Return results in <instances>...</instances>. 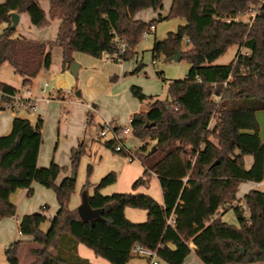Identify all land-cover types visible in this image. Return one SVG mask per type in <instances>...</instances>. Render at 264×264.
Here are the masks:
<instances>
[{"label": "trees", "instance_id": "trees-1", "mask_svg": "<svg viewBox=\"0 0 264 264\" xmlns=\"http://www.w3.org/2000/svg\"><path fill=\"white\" fill-rule=\"evenodd\" d=\"M49 2L50 18L60 20L56 41L16 35V28H11L12 12H27L38 28L48 26L40 0L0 2V23L7 24L0 36V68L10 63L24 78V86L51 67L52 49L57 45L62 48L64 69L74 64L76 51L97 58L114 53L116 36L127 43L124 61L132 58L144 33L157 21L136 18L137 12L164 8L163 0ZM251 9L257 10L252 23L235 18ZM169 17H182L186 24L155 41L153 60L161 56L170 60L180 51L190 70L186 78L169 82L165 100L132 85L137 99H151L148 110L131 116V133L141 140L136 155L144 170L133 181V191L102 193L116 182L115 171L94 185L90 204L102 209L94 223L70 207L76 176L57 182L69 168L54 161L38 166L44 120L39 118L34 125L28 118L15 116L10 133L0 135V221L17 212L10 200L13 192L29 189L31 195L33 182L51 188L59 204L46 231L41 225L48 219V204L20 219V233L35 243L29 247L31 264H92L78 253L79 243L112 264H128L138 257L136 245L155 250L161 262L184 264L192 253L191 242L205 264H264V189L249 190L236 204L242 182L264 180V140L256 115L264 112V0H171L168 15L159 14V19ZM235 44L249 52L240 50L230 63L213 64ZM142 67L143 63L138 64L135 72ZM18 90L0 80V109L10 101L7 95ZM83 146L71 149L72 170L85 153ZM105 146L128 154L116 150L113 139L105 141ZM92 170L88 165L89 175ZM154 175L164 202L136 191L148 187ZM226 205L235 212L237 224L218 216ZM127 207L146 210L147 219L132 221L125 215ZM25 242L16 240L6 249L9 264H20L19 249Z\"/></svg>", "mask_w": 264, "mask_h": 264}, {"label": "rangeland", "instance_id": "rangeland-1", "mask_svg": "<svg viewBox=\"0 0 264 264\" xmlns=\"http://www.w3.org/2000/svg\"><path fill=\"white\" fill-rule=\"evenodd\" d=\"M163 4L164 8L158 11L154 9H143L137 12L135 17L145 21L156 18V28L151 30L147 37L142 36L143 38L135 49L136 54L132 58L124 61L122 70L115 63H108L101 58L76 51L75 55L79 59L76 62L82 65L79 70L80 73L75 76L73 86L82 91V97L76 94V89L73 92L71 91L72 89H69L70 91H67L66 100L59 98L61 102L59 100L52 101L56 105L53 106V110L46 118L47 123L42 132V163L44 162L49 165L54 161L58 165L70 168L71 149L76 148L82 143L85 150V153L82 154L76 166L77 186L75 193L70 198V207L72 209H77L82 203L83 192L87 191L93 194L94 185L110 171L116 172L117 181L102 189L103 194L109 195L113 192L134 190L132 187L133 181L140 177L144 170L142 160L136 155V151L141 146V140L132 133H129V136L125 140L128 149L135 154L133 160H131L130 155L117 153L105 146V141L110 138V134L107 137H102L99 134L101 127L104 122H110L122 128L124 126L131 127L130 117L135 113H140V111L148 110L151 99L142 101L137 99L132 94V85H140L143 91L148 96L154 97V99L157 97L165 100L169 98V82L174 79L186 78L190 70V63L187 59H181L180 61L174 59L168 60L165 56H161L153 60L151 50L155 41L164 40L168 37L167 35L170 31H177L180 25L186 24V20L182 17L159 19L160 13L163 17L168 15L171 0H163ZM6 25L5 23H0V28ZM24 26L26 24L22 22L21 27L24 28ZM53 35V33H48L46 38L52 40ZM240 50L243 53L249 52L245 47H240L235 44L228 47L226 52L219 56L213 64L230 63L235 59V56ZM52 55V67L55 68L62 59L60 46L53 47ZM140 63H143V67L138 72H135ZM115 75L117 78L113 79L112 77ZM53 80L54 78L48 76L43 70L42 74L37 78L36 84L40 86L42 82L47 81L49 83V92H53L55 89V87H52ZM92 101L99 104V110L91 112L93 116L88 118L90 111L88 107L84 106V103L89 102L91 104ZM256 115L259 120L261 137L264 140V112L258 111ZM11 118L10 112L0 113V134L9 131L12 123ZM90 119L92 120L90 121ZM88 165L93 167L90 175L88 174ZM70 169L72 170V168ZM87 182L90 185L87 187L88 189L84 190L83 188L87 185ZM36 184L40 186L37 182ZM261 188L264 189V187H259V189ZM45 189L50 191L48 193L52 195L51 197L47 193L44 194L45 191L40 192L38 190L29 195L23 203H19L17 207V212L20 216H23L29 213L40 212V205L48 203L49 206L46 210L48 220L42 224L43 230L49 228L50 218L55 215L58 208L57 201L54 199V192L49 188ZM159 189H161L160 182L153 178L150 187L143 185L136 191L141 193L145 192L157 198ZM241 191H243V186L240 188L239 193ZM15 196L16 194H13V198ZM129 210H135L139 214H142V220H137L139 218H134L136 220H133L128 216L132 221L142 222L146 220L147 216H145L146 211L144 209L129 207ZM14 233L16 236L19 235L16 226H14ZM9 239L11 240H8L4 234L0 233V264H9L6 249L11 243L17 240L13 237ZM29 241L26 240L19 249L20 264H31L33 260V257L29 254V247L35 246V243ZM135 262L138 264H149L148 260L144 257L136 258ZM161 264L167 263L161 262Z\"/></svg>", "mask_w": 264, "mask_h": 264}, {"label": "crops", "instance_id": "crops-1", "mask_svg": "<svg viewBox=\"0 0 264 264\" xmlns=\"http://www.w3.org/2000/svg\"><path fill=\"white\" fill-rule=\"evenodd\" d=\"M4 1H6V0H0V2H4ZM40 3H41V6L45 9V11L47 13V17L50 20V22H49L50 24L48 26H46V27L38 28L37 26H35L31 22L30 15L27 12H24V14H19V17L20 18H19V23H18L19 25L16 28V35H22L24 37L26 36L27 38L35 39V40L56 41L57 40L56 38H57L59 26H60V20L58 18H56L55 20H52L50 18L49 12H50V8L51 7H50L49 0H40ZM22 22H24V24H26V26H24V28L21 27V23ZM5 27H1L0 30H2V32H3V29ZM155 28H156V25H155ZM48 33H53L54 34L53 35L54 37L52 38V40L49 39V38H46ZM62 53L63 52H62V48H61V55H62ZM74 55H75V52H74ZM75 58H76V60L79 61V59H77L76 55H75ZM101 59L104 60L105 62H108V63H112V64L115 63V62L109 61L107 58H104V56L101 57ZM115 64L118 65L117 63H115ZM81 65L82 64L79 63L78 71L80 70ZM52 66L53 65H51V67L49 69H42L41 73L39 74V75H41L42 72H43V70H44V72H46L48 74V76H52L54 78V80H53V86L52 87H55V89L53 90V92L52 91H50V92L52 94H54V95H57V96L59 95V97H60L61 100H66V97L64 98L63 97V94H65V92H67V91H70L69 89H72L71 90L72 92H73L74 89H76V94L79 97H82V91L79 90L77 87H74L73 86L74 83H75V76L76 75H74L70 71V68H68V69H64L63 68V55H62V59H61V62L59 63V65L58 66H55V68L52 67ZM119 67L122 70V68L124 67V63L122 64V66L119 65ZM79 73H80V71L78 72V74ZM39 75L36 78H34L31 83H29L26 86H24L23 85L24 78L20 74H18V73H16L14 71V69L11 66L10 63L5 62L1 66V68H0V80L2 82H5V83H7L9 85L11 84L14 87L18 88L19 90H23L26 87H28V88H30L32 90L34 96L39 97V98H42V96L45 94L44 91H43V84L45 83V81L42 82V84L40 86L37 85L36 84V80L39 77ZM112 78L113 79L114 78L116 79L117 77L115 75ZM55 100H59V99H55ZM55 100H53V101H55ZM87 103H89V102L84 103L85 104L84 106L87 107V105H88ZM92 103L99 110V104H97L95 101H92ZM38 104H39V107H38V111L37 112H30V111H22L20 113L10 112L11 113V117H12L11 118V121L13 120V118L15 116H19V117L26 118V119L28 118L35 125V124L38 123L39 118H41L42 120H44L43 127H42V132H43V129L46 126V123H47V119L46 118L49 116V114L53 110V106H55L56 103H54L52 101L51 102H46L44 100H41V101H39ZM4 112H6V111H4ZM7 112H9V111H7ZM89 116L90 115H88V118H89ZM92 116L93 115H91V117ZM91 120L92 119H90V121ZM131 120H132V118L130 117V121ZM12 124H13V121H12L11 126H10V129H9V131L7 133H3V134H0V135H6V134L10 133L11 128H12ZM260 135H261V131H260ZM39 152H40V155H39V159H38V166L39 167L48 166L47 164H45L44 162L42 163V161H41V156H42L41 148H40V151ZM250 165H251V163H250V159H249L248 160V167ZM71 173H72V170L70 168L68 169L67 172L61 173V175L58 178L57 182L59 183L64 176H69ZM153 178H155L159 182L158 177H156L154 175ZM150 185L148 187H150ZM242 186H243V191H241V193H239L240 192V188ZM32 187H33V192H36L38 190L40 192L45 191L44 194L45 193L49 194L48 192H50V191H47L48 189H45V188H48V187H46V186L44 187V186H41V185L38 186L36 184V182H33L32 183ZM41 187H43V188H41ZM160 187H161V185H160ZM259 187H264V180L262 182H259V183H257V182H242L239 185V189H238V192H237V195H236L237 198H238V201L236 202V204L239 203V201L244 197L243 195L246 192H248L249 190L255 189V188H259ZM49 189H51V188H49ZM28 193H29V189H18L17 191L13 192V194H16L15 198H13V194H12L11 197H10V200L12 202L16 203V205L18 207V204L19 203H23L24 200L27 197H29V194ZM89 195H91V194L89 193ZM51 196L52 195H50V197ZM155 198H156V196H155ZM54 199L56 200V196H55ZM156 199L159 200L160 202H164V198H163V194H162V189H159V191H158V197ZM56 201H57V205H58V208H59L58 200H56ZM45 204H48V203H45ZM40 206L42 208L45 205H40ZM227 206L228 205H226V207L224 206L223 208H220L219 209L218 216L222 217V219L227 220V221H229L232 224H237V217L235 215V212H233V210L231 208L227 207ZM58 208H57V210H58ZM45 214H46V212H45ZM145 214H146V212H145ZM125 215L129 216L133 220H136L134 218H139L137 220H142V214H139L135 210H129V207L126 208ZM147 215L148 214H146L145 216H147ZM46 216H47V214H46ZM21 217L22 216H20L19 213L16 212V214L13 215V217L4 218V219H2L0 221V233L4 234V236L6 238H8V240H11L9 238H12L13 237L14 239H17V240H28L29 241L32 238L31 236H25V235H23V234L20 233V231H19V223H20ZM51 218H53V217H51ZM14 226H16V228L18 230V234L19 235H17V236L14 233ZM41 228H42V225H41ZM46 230H44V231H46ZM189 245L191 246L192 253L185 259L184 264H205L203 261H201V259L196 254V250L198 248L197 245H195V243H193V242H191ZM77 248H78V253L82 257L88 259L89 262L92 263V264H112L109 261H107L105 258L96 255V253L92 249L88 248L83 243H79V245H78ZM136 258H142V257H139V256L138 257H134V258H132L128 262V264H138V263L135 262V259Z\"/></svg>", "mask_w": 264, "mask_h": 264}, {"label": "built area", "instance_id": "built-area-1", "mask_svg": "<svg viewBox=\"0 0 264 264\" xmlns=\"http://www.w3.org/2000/svg\"><path fill=\"white\" fill-rule=\"evenodd\" d=\"M257 10L251 9L250 12H247L245 14L236 15L237 20H244L248 23H252L255 19ZM155 25L151 26V30H154ZM149 32H145L144 36L147 37ZM116 38V51L112 54L106 53L103 56L107 58L109 61L115 62L118 65L122 66L124 63V57L123 54L127 49V43L124 38H120L118 36ZM43 91L44 95L42 98L36 97L33 95V92L30 88L26 87L23 90H18L15 93H12L10 95H7L10 98L9 102H6L4 105V108L0 109V113L4 111H9L13 113H20L22 111H30V112H37L39 107V101L44 100L46 102H51L55 99H59V95H54L51 92H49V83L45 82L43 84ZM63 97H67V92L63 94ZM89 109V114L91 117V112L98 111L96 106L93 103H89L87 105ZM92 110V111H91ZM132 121V120H131ZM129 133H131V127L124 126V128L115 126L110 122H104V124L101 127L100 135L102 137H107L108 134H110L109 139H113L115 141V149L118 151L126 150L128 151V155H130V159L133 160L135 154L133 151L129 150L128 147L125 144V140L129 136ZM134 252L139 257H145L148 260L149 264H161V262L158 260L157 252L155 250L149 249L147 247H140V246H134Z\"/></svg>", "mask_w": 264, "mask_h": 264}, {"label": "water", "instance_id": "water-1", "mask_svg": "<svg viewBox=\"0 0 264 264\" xmlns=\"http://www.w3.org/2000/svg\"><path fill=\"white\" fill-rule=\"evenodd\" d=\"M19 14L17 12H12L11 13V28L15 29L17 28V26L19 25ZM2 34V30H0V36ZM182 53L180 51H178V54L176 56L173 57L174 60L180 61ZM78 67H79V63L78 62H74V64L70 67V71L74 74V75H78ZM71 178H74L76 176V170H74L70 175ZM77 211L79 213V215L84 219V220H89L91 221V223H94V219L96 217H101V213H102V209H98V208H92L91 204H90V200H89V193L87 191L83 192L82 195V203L78 206ZM242 250L244 251V249L242 248Z\"/></svg>", "mask_w": 264, "mask_h": 264}]
</instances>
